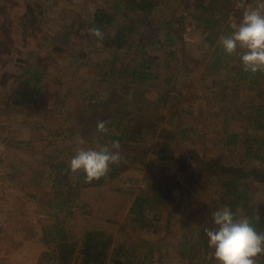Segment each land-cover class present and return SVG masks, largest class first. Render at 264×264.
Returning a JSON list of instances; mask_svg holds the SVG:
<instances>
[{
	"label": "rangeland",
	"instance_id": "obj_1",
	"mask_svg": "<svg viewBox=\"0 0 264 264\" xmlns=\"http://www.w3.org/2000/svg\"><path fill=\"white\" fill-rule=\"evenodd\" d=\"M185 1L189 3V10L184 7ZM110 2L111 0H0V264H54L44 258V254L52 250L41 242L40 227V221L47 213L44 197L51 194V186L44 180L39 187H29L28 181L31 170L39 167L43 171L47 166V158L41 157L43 153L57 156L64 152L70 161L78 148H92L89 144L91 139L84 133V122L80 119L87 113L82 114V104L86 103L85 98L88 97L85 90L91 88L96 81L107 80L104 76L109 71L114 51L99 43L94 44L88 31L80 29V25L93 14L91 8ZM209 2L163 1L149 16L148 21L139 22L144 23L141 26L145 28L134 32L138 36L137 45L147 43V47L141 50L148 54L144 55L141 51L144 57L139 53L130 56L127 54L128 49L119 54L124 65H129V60H139L137 57L140 55L142 58H161V66L156 71L160 80L147 87V91L140 96L149 103V109L141 106L144 109L142 120L146 121L141 138L145 145L144 152L141 153L145 163L132 165L124 155L121 159L122 175L110 185V189L116 194L111 195L107 201L93 202L98 205L97 210L109 208V205L117 207L122 202L125 208L130 203L127 194H131L132 198L144 191L148 193L149 189L144 188L149 182L147 172H151L158 181L163 178L177 185L178 188L171 190L178 200L186 193L189 195V179L194 175L197 159L222 152L220 132L229 127L232 132L242 133L241 126L244 123L237 115L227 116L230 122L224 124V113L228 114L230 102H236L234 109L239 110L242 105H238L240 102L236 101V96L242 95L246 100L247 112L251 111V98H255L257 104L260 102L256 97L259 94L258 88L244 84L240 91L234 86L224 90L227 99L223 105L211 101L213 94L210 92L215 86L214 80L204 79L205 73L202 74L203 67L209 61L208 48L205 35L196 27L191 13V6ZM241 18V15L235 16L229 23H239ZM168 36L172 38V43H167ZM159 41L167 45L162 47L158 45ZM173 52L174 54H170ZM169 64L171 68L166 69ZM29 65L39 66L47 74L40 94L43 97H39L34 104H25L21 96L15 94L18 90L25 91L22 70ZM20 76L22 80L19 79ZM169 78L173 79L172 83L164 84V80ZM167 91V101L163 99L159 103L155 102L158 96ZM221 91L218 86V93ZM177 127L181 129H176ZM182 128L193 130L191 140L182 139ZM72 129L75 130L72 132ZM34 134L43 136L34 151L17 149L21 141L29 140ZM258 137L259 135L253 134L247 136L245 141L247 140L248 146L256 149L260 144ZM7 138L9 142L6 141ZM162 150L164 155L161 154ZM237 153L239 152L235 150L228 155L232 161L240 163ZM27 189H30L31 196L26 195ZM33 196H38L40 201L44 199L41 201L43 204H37V199L31 198ZM190 212L188 208L181 210L178 221L186 219ZM178 221L174 222L178 224ZM120 222V225L125 224V228L121 229L119 226L116 241L129 246H140L142 260L148 247L154 248L153 263L148 261L146 264H188V261H182L179 257L181 254L177 243L180 240L174 234L161 240L164 229L159 233L140 231L126 214ZM195 262L205 264L201 258ZM206 264H216V261Z\"/></svg>",
	"mask_w": 264,
	"mask_h": 264
},
{
	"label": "trees",
	"instance_id": "obj_2",
	"mask_svg": "<svg viewBox=\"0 0 264 264\" xmlns=\"http://www.w3.org/2000/svg\"><path fill=\"white\" fill-rule=\"evenodd\" d=\"M163 1L165 0H111L110 3L97 5L89 20L81 22L80 29L86 31L91 27L100 28L104 33L103 41L91 37L92 42L99 43L104 48H113L114 51L113 60H110L108 66L109 71L105 72L104 76L107 80L96 81L91 88L85 90L88 97L85 98L86 103L82 104L84 109L82 114L87 113L80 119L84 122V133L91 139L89 144L92 147L87 146L85 150L97 149L98 145H109L113 140H118L122 158L125 155L132 165L145 163L141 154L145 145L141 138L146 121L142 120L144 109L141 106L149 109V103L140 96L147 91V87L160 80L156 71L161 66V58H142L141 48L147 47V43L137 45L138 36L134 32L136 29L145 28L141 26L144 23L139 22L148 21L149 16ZM209 1L208 4H198L192 20L205 35L209 61H204L207 64L203 67L202 74L205 73L204 79L214 80L215 86L210 92L213 94L211 101H216L219 105L226 103L224 90L232 86L239 91L243 87L242 84L257 87L259 90L256 97L261 103L257 104L256 99L251 98L253 103L250 112L245 111L246 100L243 96L237 95L236 101L239 100L238 105L243 107H237L239 110H235L237 103L230 102V113H224L226 116L224 124L230 122L227 116L229 118L233 115H237L243 121L242 133L232 132L229 127L220 132L222 152L219 155L197 159L194 175L189 179L191 189L189 195L186 193L178 200L171 190L178 188L177 185L163 178L158 181L151 172H147L149 182L144 188L149 189L148 193L144 191L140 195H133L132 198L131 194H127L130 203L125 208L122 202L121 205L118 203L117 207L109 205L110 209L105 207L97 210L98 205L93 203L96 200L107 201L111 195L116 194L110 189V185L113 180L121 177L123 162L111 165L107 176L86 183L83 171L71 172L69 156L63 154L64 152L57 156L43 153L41 157L47 158V166L43 171H40L39 167L31 170L28 186L39 187L44 180L51 186V194L44 197L47 213L40 221L41 242L52 250L44 254L45 259L54 264H146L148 261L153 263L155 254L153 247H148L142 260L140 246H129L116 241L119 226L121 229L125 228V224L120 225L124 214L140 231L159 233L164 229L161 240L174 234L176 239L180 240L177 243L181 254L179 257L182 261H188V264H196L195 261L199 258L205 264L214 261L205 229L215 227L212 213L220 207L230 208L237 218L246 216L257 231L264 232V73L252 75L244 72L239 56L227 55L218 44L221 36L229 35L233 31L229 16L235 0ZM171 28L173 30V27ZM172 42V38L169 37L167 43ZM157 43L162 47L167 45L161 41ZM126 49L129 50L126 52L130 56L141 54L137 57L139 60H129V65H124L119 54ZM241 51L237 49L238 53ZM143 54L146 55L148 52L143 51ZM33 65L22 70L25 91L15 92L21 96L25 104L37 103L39 97H43L40 94L43 82L47 79L45 70ZM169 67L171 68L170 64L166 69ZM19 79L22 80V76ZM172 81V78L166 79L164 84L170 85ZM97 82L99 85H96ZM218 86L222 89L220 93ZM168 97L169 92H163L155 102L159 103L163 99L167 101ZM248 98L249 96L247 100ZM87 115L90 117L87 118ZM98 118L108 121L107 133L96 131ZM73 130L75 129L71 131ZM192 131L190 128H182L184 132L182 139L191 140ZM253 134L259 135L260 144L256 149L248 146L247 140L245 141L247 136ZM42 137L41 134H34L29 140L21 141L17 149L26 148L34 151ZM6 141L9 142V138ZM235 150L240 153H237V157L241 159L240 163L229 158L228 154ZM163 152L164 150L161 151L162 155ZM26 191L28 196L30 189ZM120 195L122 196V193ZM31 198L37 199V204L39 202L43 204L44 199L41 202L38 196ZM186 208L191 212L186 219L178 221L179 213ZM175 220L178 224L174 222ZM257 264H264V255L257 257Z\"/></svg>",
	"mask_w": 264,
	"mask_h": 264
},
{
	"label": "clouds",
	"instance_id": "obj_3",
	"mask_svg": "<svg viewBox=\"0 0 264 264\" xmlns=\"http://www.w3.org/2000/svg\"><path fill=\"white\" fill-rule=\"evenodd\" d=\"M92 13L95 12L91 8ZM233 31L221 36L218 44L229 55H238L243 71L255 75L264 73V3L242 13L239 23L230 25ZM88 34L103 41L104 33L98 27L88 29ZM241 49V52H237ZM108 121L97 119L96 131L107 133ZM83 143V141H80ZM121 145L113 140L97 149L78 148L69 162V169L83 171L86 183L108 175L111 165L121 162ZM215 227L205 229L208 247L216 264H257V257L264 255V232L257 231L246 216L237 218L228 207L212 213Z\"/></svg>",
	"mask_w": 264,
	"mask_h": 264
},
{
	"label": "built area",
	"instance_id": "obj_4",
	"mask_svg": "<svg viewBox=\"0 0 264 264\" xmlns=\"http://www.w3.org/2000/svg\"><path fill=\"white\" fill-rule=\"evenodd\" d=\"M264 3V0H235L232 11L229 16V21H232L236 17L242 16V13L254 7H257L258 4Z\"/></svg>",
	"mask_w": 264,
	"mask_h": 264
},
{
	"label": "crops",
	"instance_id": "obj_5",
	"mask_svg": "<svg viewBox=\"0 0 264 264\" xmlns=\"http://www.w3.org/2000/svg\"><path fill=\"white\" fill-rule=\"evenodd\" d=\"M185 3H186V5H185L184 7H187V8H188V10H189V9H190V8H189V3H188V2H186V1H185ZM196 7H197V6H195V5L191 6V8H192V11H191V13H192V14H194V13H195V11H196ZM183 9H184V8H183ZM184 11H187V10H184ZM182 24H183V23H182Z\"/></svg>",
	"mask_w": 264,
	"mask_h": 264
}]
</instances>
